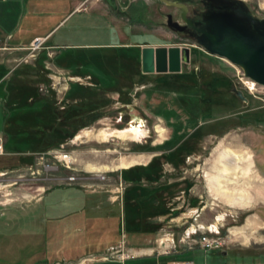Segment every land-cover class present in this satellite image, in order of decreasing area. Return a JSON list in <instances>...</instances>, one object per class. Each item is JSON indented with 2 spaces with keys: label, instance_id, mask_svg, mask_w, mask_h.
<instances>
[{
  "label": "rangeland",
  "instance_id": "374dc122",
  "mask_svg": "<svg viewBox=\"0 0 264 264\" xmlns=\"http://www.w3.org/2000/svg\"><path fill=\"white\" fill-rule=\"evenodd\" d=\"M210 1L216 10L207 6ZM197 2L194 12L202 18L197 29L206 28L217 13L239 9L264 19V0ZM132 3L130 12L114 13L100 0L117 21L106 15L92 20L88 4L79 34L65 37L74 18L52 32L50 43L60 51L54 61L48 57L54 48L43 46L38 52L44 59L42 52L39 60L24 59L0 81V132L8 145L30 147L33 162L37 153L62 147L73 161L70 169L7 184L42 192L44 217L39 203L24 207L29 202L23 198L0 207V264H79L81 258L89 259L87 264H264V187L248 185L239 175L228 188L236 197L248 189L244 197L250 203L233 205L206 177L219 173L221 154L233 150L252 153L264 181V86L203 49L196 42L198 31L193 41L176 37L165 17L172 10L168 4ZM121 36L144 46H189L190 61L177 73L143 75L141 62L134 60L140 47L121 45ZM73 41L86 46H62ZM74 75L81 79L71 80ZM52 79L60 83L56 89ZM135 124L148 131L141 141L94 136ZM122 159L136 162L117 169ZM21 173L28 176L21 170L0 178L10 176L11 182ZM69 174L77 181L64 183ZM155 214L165 216L150 224L147 219ZM215 221L217 229H207ZM123 223L125 232L119 230ZM158 225L154 235L147 233ZM186 231L192 232L189 238ZM202 235L219 245L204 247Z\"/></svg>",
  "mask_w": 264,
  "mask_h": 264
},
{
  "label": "crops",
  "instance_id": "0c3cea01",
  "mask_svg": "<svg viewBox=\"0 0 264 264\" xmlns=\"http://www.w3.org/2000/svg\"><path fill=\"white\" fill-rule=\"evenodd\" d=\"M118 1L120 4H123V1L134 2L135 0H118ZM99 2L100 0H0V81L5 79L6 77H9L13 72V70L16 69L20 63L22 64V62H24V59L29 60L27 46H29L31 40L34 37L38 36V37L46 38L43 46L47 48H54L55 54L53 55V57L48 56L50 58V61L51 60L54 61L55 58L59 56L60 51L56 50V48L59 47L57 44L50 43V40H52L54 35V33L52 32L56 28H59L64 23V21H68L71 18H74V21L64 32L65 37L67 36L68 39L71 40L72 35L79 34L81 28L84 27L87 22V17L84 16L85 15L84 13L87 10L88 4L90 6L89 9L90 14L88 15L91 16L92 20H96V18H98L99 15L101 16L106 15V16H111V18L114 21H117L114 15L110 14L109 11L104 6L102 7L99 4ZM143 8H140L139 10H142ZM116 11L118 10H114V13H116ZM121 40L123 41V36H121ZM134 44L140 47L139 58L141 62V48L144 45L138 43L137 41L134 42ZM134 44L127 41H123V43H121V45H125V46H132ZM62 46L78 47V46H86V44H77L76 42L73 41V43L64 44ZM41 52L43 53L42 59H44L45 57L44 52L39 51L36 56V59H30V60L31 61L39 60L38 56L39 53ZM65 58H70V57L65 56ZM62 62L63 63L69 62V59ZM74 76L75 77H70L71 80H73L74 78L81 79L80 78L81 75H74ZM4 147L6 153L0 155V157L1 158L5 157L3 159H6V161L0 162V173L1 172L16 173L21 170H27L29 165L33 163V159H34L33 158L34 156L32 157L33 150L30 149V147H25L23 149L11 148L8 145L7 137H5L4 139ZM9 177L10 176L3 178L1 177L0 178L1 183L8 184L10 182ZM0 185H1L0 190H2L3 188L7 190L5 192H1L3 194H2V199H0V201L11 198H18L20 200L21 198H23L22 199L23 201L26 200L27 202H29L24 207L39 203L41 209V215H42L41 217H44L42 205H41L42 196L44 195L42 192L34 194L33 193L34 191H30L27 186L10 187L2 184ZM17 201L18 200L9 203L7 202L6 205L4 204L1 205L0 203V207L7 206L12 203L18 204L19 201L18 202ZM113 201H115V198L110 199L111 203H113ZM159 216H165V215H159V214L151 215L148 217L147 221L150 224H154V223L158 224L157 219L159 218ZM180 222L181 221H179V223ZM186 222H189V220L187 219ZM119 230L125 232L123 224H121V229ZM159 230L160 229L158 225V228L156 227L154 231L151 228L149 232L147 231L145 232L154 235L153 233ZM137 233H143V232H137ZM86 260L89 261V259L87 258H81L79 264H87L88 262H85ZM92 263L93 262H91V264Z\"/></svg>",
  "mask_w": 264,
  "mask_h": 264
},
{
  "label": "water",
  "instance_id": "95a60500",
  "mask_svg": "<svg viewBox=\"0 0 264 264\" xmlns=\"http://www.w3.org/2000/svg\"><path fill=\"white\" fill-rule=\"evenodd\" d=\"M105 1L116 9V0ZM161 1L180 7L185 19L186 6L183 3ZM176 24L171 20V15H167V25L175 27ZM197 31L199 37L196 42L203 49L238 65L246 77L264 86V19H257L243 9L222 12L215 14L206 28ZM189 61V46L146 45L141 48L143 73H177L181 71L182 63ZM236 95L246 100L239 91Z\"/></svg>",
  "mask_w": 264,
  "mask_h": 264
},
{
  "label": "bare ground",
  "instance_id": "6f19581e",
  "mask_svg": "<svg viewBox=\"0 0 264 264\" xmlns=\"http://www.w3.org/2000/svg\"><path fill=\"white\" fill-rule=\"evenodd\" d=\"M252 85H254V82L251 84V86ZM54 89L56 88L54 87ZM147 133L148 131L145 127L139 124L138 125L135 124V125H132L131 127L129 126V128H126L124 130H119V129H115L112 131L100 130V131L95 132L94 136H97L98 138L104 141H107V140L127 141L128 140L130 142L131 140L141 141L143 138L147 136ZM87 134L90 135V131ZM81 137H82V134L80 133V135H78L75 138V140L77 141ZM135 162H136L135 159H132V160L122 159L117 165V169L121 167L128 168ZM220 163H221L220 164L221 168H220L219 173H215V174L207 173L206 174L208 185L210 187L213 186L214 189L219 191L221 195H223L226 198V201L229 202L230 204L244 205V206L249 205L250 203L249 199L245 198L247 197V194H249V190L248 189L247 191L245 190L246 192L244 195L240 193L239 197L233 196L232 192H230L228 188L227 182H231L232 184V181H234L235 179H238V176L241 175L240 178H244L247 180L246 184L249 185V184L257 183L259 186L264 187V181L262 177L255 170L254 158H253L252 153L248 152L245 154H239L236 151L227 150V152L225 151L221 154ZM92 168H95V167L92 166ZM106 168L108 169V167ZM114 169H116V167ZM220 217L221 215H219V218ZM217 223L218 222L215 221V223L211 224L208 228L217 229ZM194 229L195 228H192L191 230H194Z\"/></svg>",
  "mask_w": 264,
  "mask_h": 264
},
{
  "label": "built area",
  "instance_id": "2783aa9c",
  "mask_svg": "<svg viewBox=\"0 0 264 264\" xmlns=\"http://www.w3.org/2000/svg\"><path fill=\"white\" fill-rule=\"evenodd\" d=\"M45 37H34L29 46L27 47L28 49V57L31 59H36L37 56V52L39 49H41L44 45L45 42ZM56 77V76H54ZM53 80V79H52ZM60 83L57 82V80H53V87H57V85H59ZM5 147H4V137L3 134L0 132V155L5 154ZM72 158H71V154L69 151L62 149L61 148H50L47 149L41 153H37L35 155V160L32 164L29 165V167L27 168V177H25L26 175L24 174H18L16 176L15 180H12L11 182H9L8 184H10L12 186V184H16L18 181H22L24 179H27L29 181L32 180H37L38 178L41 177L43 171L46 173H48L50 170H55L58 167H63V168H67L70 169L71 168V164H72ZM7 172H1L0 176H6ZM101 177V178H100ZM100 180H105L106 178L103 176H99ZM78 179L77 175L74 174H69L68 176H66L64 178V183L67 184H71L76 182ZM0 184H3L0 182ZM3 185H7V184H3ZM9 185V186H10ZM120 189V188H119ZM118 195H115V200L118 199ZM22 199V198H21ZM20 199V200H21ZM9 200V201H7ZM19 200L18 198H11V199H5L3 201H0L1 205L4 204L6 205V203L8 202H12V201H16ZM23 202V201H22ZM195 213H197V211H195ZM209 230H212L210 228H208ZM197 231V230H195ZM195 231L193 233H195ZM190 233L192 232H188L186 231V237L189 238L190 237ZM173 238H171L172 240ZM204 247H213V246H217L219 245V241L215 240L213 237H208L206 235H202V237L200 238ZM174 247V246H173ZM170 264H192V262L190 260H173L171 261Z\"/></svg>",
  "mask_w": 264,
  "mask_h": 264
},
{
  "label": "flooded vegetation",
  "instance_id": "af4514ba",
  "mask_svg": "<svg viewBox=\"0 0 264 264\" xmlns=\"http://www.w3.org/2000/svg\"><path fill=\"white\" fill-rule=\"evenodd\" d=\"M116 1H117L116 9H113L107 4L106 1L105 2L113 10L123 9L126 12H130V10H133L135 7V5H133V3L129 1H127L125 5L120 4L118 0ZM170 1H174L177 3H183L186 6V11L184 14L185 19H186L185 20L183 18L182 10L180 7L176 5H169L172 7V10H170L169 12L165 14L166 20H167V14L170 13L171 20L177 22L175 27H173V29L170 31L173 32L175 36L180 39L184 38L190 41L195 40V36L197 35V28L199 27L200 22L202 20L201 16L196 15L197 13L194 12L195 11L194 4L196 3V5H198L197 0H170ZM214 4H216V2H213V1L207 2V6L211 7V9L213 10H216L217 7ZM190 56H191V50H190Z\"/></svg>",
  "mask_w": 264,
  "mask_h": 264
},
{
  "label": "trees",
  "instance_id": "16d2710c",
  "mask_svg": "<svg viewBox=\"0 0 264 264\" xmlns=\"http://www.w3.org/2000/svg\"><path fill=\"white\" fill-rule=\"evenodd\" d=\"M132 48H133V47H132ZM138 50H139V49H138ZM139 52H140V50H139ZM134 60L136 61V63H138L137 65L140 66V60H139V57H138V59H136V57H134ZM143 75H145V73H144ZM73 93H74V92H73ZM68 94H69V95H72L70 92H69ZM2 159H3V158L0 157V162L2 161ZM138 221H139V219H138ZM138 221H137L136 224H135V225H136V228L140 227V226H139L140 221H139V222H138ZM123 226H124V223H123ZM124 229H125V231H127L126 228H125V226H124Z\"/></svg>",
  "mask_w": 264,
  "mask_h": 264
}]
</instances>
